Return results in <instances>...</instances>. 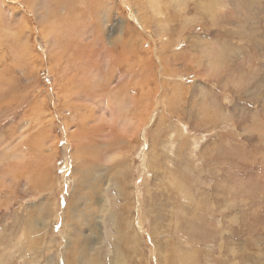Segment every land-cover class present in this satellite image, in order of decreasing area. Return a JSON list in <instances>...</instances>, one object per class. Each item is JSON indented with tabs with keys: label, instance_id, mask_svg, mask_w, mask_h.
Masks as SVG:
<instances>
[{
	"label": "rangeland",
	"instance_id": "374dc122",
	"mask_svg": "<svg viewBox=\"0 0 264 264\" xmlns=\"http://www.w3.org/2000/svg\"><path fill=\"white\" fill-rule=\"evenodd\" d=\"M0 257L264 264V0H0Z\"/></svg>",
	"mask_w": 264,
	"mask_h": 264
},
{
	"label": "bare ground",
	"instance_id": "6f19581e",
	"mask_svg": "<svg viewBox=\"0 0 264 264\" xmlns=\"http://www.w3.org/2000/svg\"><path fill=\"white\" fill-rule=\"evenodd\" d=\"M49 34H50V32H49ZM99 99V98H98ZM99 103V102H98ZM101 105V104H100ZM109 111V110H108ZM110 113V112H109ZM108 114V113H107ZM105 115V114H104ZM115 117V116H114ZM114 121V120H113ZM123 125V124H122ZM247 129V128H246ZM125 162H127V161H125ZM115 192V191H114ZM115 193H117V197H121V196H123L124 197V194H125V191L124 190H122L121 192H115ZM119 197V198H120ZM142 203V202H141ZM147 208V207H146ZM127 209V207H121L120 208V210H122V211H125ZM141 209V208H140ZM149 212V211H148ZM120 218L118 217V219L117 220H119ZM220 220V219H219ZM224 240V239H223ZM224 242V241H223ZM15 246V245H14ZM35 249V248H34ZM4 252V251H3ZM6 254V253H5ZM38 255V254H37ZM23 257V256H22ZM1 258V257H0Z\"/></svg>",
	"mask_w": 264,
	"mask_h": 264
}]
</instances>
